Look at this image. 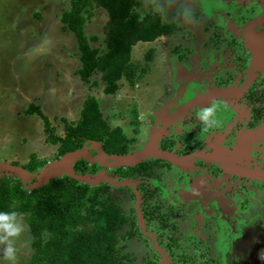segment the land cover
Wrapping results in <instances>:
<instances>
[{
    "label": "rangeland",
    "instance_id": "1",
    "mask_svg": "<svg viewBox=\"0 0 264 264\" xmlns=\"http://www.w3.org/2000/svg\"><path fill=\"white\" fill-rule=\"evenodd\" d=\"M139 1H141L140 13L151 11L149 9L151 5L153 10L160 11L163 20L169 18L170 10L179 18H183L186 10H198L202 18L196 27L192 24L190 27L193 31L206 33L204 30L206 26L202 22L208 21V18L216 20V17L220 16L221 21L224 22V13L228 11L231 3L238 0ZM68 5L69 0H0V165L11 164L21 168L29 162L30 156L52 162L55 159L53 154L56 152L57 145L46 143L48 134L44 131L45 121L38 114L26 113V111L30 107H38L39 112L48 120L50 128L54 129L53 133L62 134L63 119L67 122L76 121L82 104L88 96L94 97L102 116L111 128L118 126L125 137L134 138V141L128 144L127 154L141 151L149 143L154 116L158 113L165 114L164 116L169 114L180 103L181 96L190 101L197 94L216 87V78H219L227 69H232V59L229 60L232 50L223 42L225 37L228 38V31L235 34L239 41L245 40L240 47L244 57L246 53H251V50L254 53L251 43H248L243 36L247 24L241 23L240 19L237 21V26L234 25L228 31L223 32V29H220L219 34L224 40L221 39L223 41L218 44V48L213 49L214 51L200 41L196 44L187 42L186 39L189 38L185 35L182 40L183 43L186 41L184 47L188 46L186 52L182 54L186 58L185 62H179L176 56L170 53L172 48L181 41L180 36L171 38L162 36L151 43H137L131 49V62L134 64L144 65L145 53L153 51L151 62L147 65V73L133 87L121 81V86L115 94L106 95L103 92L104 84L99 80L98 74L91 75L85 82L76 74L80 67V53L76 38L72 33L62 31L60 21L62 11L67 9ZM106 21V12L96 8L84 26V35L89 39V45L100 52L105 47ZM92 37L96 39L91 40ZM251 37L257 40L260 52L257 68L264 71V37L259 36V33H253ZM180 51L181 49H178L177 53H181ZM261 75L257 76L262 81ZM94 80L98 81V85L92 87ZM234 81L237 85V79ZM258 91L261 92V89ZM241 102V99L215 98L201 104V108L205 109L199 108V110L204 112L207 110L210 116L201 126L194 125L191 129V133L193 132L191 139L197 136L200 139L199 146L203 150L197 153L199 158L204 160L207 158V161L211 162V157H216L220 163H224L226 170L230 169L233 174L246 177L241 179L236 176H227V179L242 183L253 194L256 187L264 184V164L251 167L254 164L251 156L252 147L257 146L255 142L261 144L258 153L261 152L264 155V119L258 127L240 128L238 133L235 132L233 135V141L229 138L230 142H227L225 135L234 124L242 120L248 121L250 118L248 110L241 111L244 106ZM208 124L212 126H207ZM177 127L178 125L171 131L163 130V132L177 134L179 132ZM215 127L221 131H214ZM228 143H233V147L225 146ZM87 147V153L93 156L92 160L86 161L89 164L94 162L95 148L89 144ZM170 153L182 157V155ZM202 159L191 157L184 163L170 164L174 175L168 174L169 177L166 175L163 180L149 182L150 186H157L160 189L159 196L167 205L182 210L183 213L187 212V218L193 221L196 218H207L211 221L214 218V214L213 216L209 214L213 213L212 208L224 206L225 201L220 198L219 193L224 184L221 183L223 178H220L223 173H220V179H215L216 176L211 175L212 166L201 162ZM43 168H38L34 172L24 169L22 181L24 185L26 187L36 185ZM120 172H122L121 168L102 167L97 173L104 175L98 177L94 183L106 185L109 190H112L113 195L115 192L119 193L115 191L116 188L126 184L133 187L137 184L130 180L118 182L112 177ZM176 174L182 177L176 179L174 178ZM52 175L56 179L63 177V174L58 172H53ZM4 177L17 179V175L9 169L0 171V179ZM92 177L90 178L93 179ZM198 179L213 181V190H210L211 187L206 181L201 180L200 183ZM230 188L233 186L227 184L226 189ZM204 189L210 191H205L202 195L197 193V190ZM190 193L192 195L188 197ZM262 196L259 198L264 199ZM124 199H128V196ZM239 202L246 207L252 205V213L243 211L246 216L252 218L240 219L242 214L238 211L239 209L232 210L231 208H235L236 205L228 200L226 209L221 208L220 219L223 222H231L230 225L225 226L228 229L230 244L228 246L226 229L220 222L219 229H213L214 232L218 231V237L214 239V252L220 259L223 250L229 249L224 259L225 264H264V260L260 259V256L264 254V200L254 201L249 194H246L245 198H239ZM243 220L248 222L241 224ZM138 221L143 237H150V247L147 250L157 251L162 258L160 264H166L169 259L156 245L155 235L144 232L139 215ZM214 221L211 224L217 227L218 221ZM31 241L26 224V231L17 242L18 264H27L31 253ZM134 243L128 242V247L133 248L136 257L140 254L141 246L138 243L133 246ZM237 253L241 255V259L237 258ZM0 264H6L2 256H0Z\"/></svg>",
    "mask_w": 264,
    "mask_h": 264
},
{
    "label": "trees",
    "instance_id": "2",
    "mask_svg": "<svg viewBox=\"0 0 264 264\" xmlns=\"http://www.w3.org/2000/svg\"><path fill=\"white\" fill-rule=\"evenodd\" d=\"M139 0H69L68 8L61 13L62 31L72 33L79 50L80 67L76 74L88 81L98 74L104 84L103 92L112 95L125 81L136 85L147 73L153 51H147L144 65L131 62V49L137 43H151L162 36H171L174 25L161 21L156 13H140ZM106 12L103 51L92 48L84 35V26L94 9ZM92 37L91 40H95ZM98 85L94 80L92 87ZM256 97L251 93V98ZM36 113L45 121L46 143L57 145L54 160L82 148L87 141L99 142L107 155L123 156L128 153L127 138L120 127L111 128L94 97L88 96L74 122L63 119L64 132L54 134L48 120L38 107L26 113ZM171 147L174 143L171 141ZM165 150V144H160ZM169 152V151H168ZM172 152V151H171ZM23 166L28 172L43 168L48 161L30 156ZM146 160L122 169L119 176L137 174L141 178L154 174L153 163ZM168 164L167 162H164ZM99 166L83 159L73 164L76 173L95 174ZM106 186V185H105ZM104 185L90 186L67 176L51 179L40 188L28 190L19 178L0 179V211L16 210L24 213L31 235V253L27 264H133L126 244L136 233L134 213L124 211L120 200ZM154 200V199H153ZM149 207L159 203L146 202ZM144 212V210H143ZM150 215V212H149ZM146 217V216H145Z\"/></svg>",
    "mask_w": 264,
    "mask_h": 264
},
{
    "label": "flooded vegetation",
    "instance_id": "3",
    "mask_svg": "<svg viewBox=\"0 0 264 264\" xmlns=\"http://www.w3.org/2000/svg\"><path fill=\"white\" fill-rule=\"evenodd\" d=\"M163 1V0H162ZM232 4V7H231ZM230 8L228 11L224 13V22L221 21L220 17H216L217 19H209L208 21H203L204 25L206 28L204 30L206 33H201V32H196L193 31V29L190 27V24H192L194 27L197 26V24L200 21V18H202L201 12L198 10H186L185 15L183 18L177 17L175 13H172L173 11L170 10V15L169 18L163 20V16H161L160 11H155L153 10L152 6H149V9L152 13H156L159 15L160 19L162 22L168 24V25H174L175 31L171 36H164L166 38H171V37H176L180 36L179 45L177 44L175 47L172 48V51L170 52L171 55H175L176 59L179 62H185L186 58L182 55L185 50L188 49V46L184 47L186 41H191V44H196V43H202L206 44L208 48L213 50L214 48H218V44L221 43V41H224L225 44L228 45V47L232 50L231 51V62L233 63V66L231 67L232 69H227L219 78H216V87L214 88H224V87H242L245 83L246 80L248 79V72L250 70V64H251V59L253 57V53L251 50V53H246V57H244L242 51L240 50V47L243 46L242 41H239L236 38V35L233 34L232 32L230 33L228 29H231V27H234V25L237 26V21L240 19L241 23H244L245 25L247 24V29L246 32L244 33V38L248 41L249 37V27L252 23L257 22L254 27L251 30V34L253 33H259V36L264 37V17L263 19L259 20L260 16L263 15L264 13V0H238L235 3H231ZM226 15H228L226 17ZM232 16V18H231ZM234 16V17H233ZM175 18V19H173ZM191 18V20L189 19ZM184 19V20H183ZM215 20V21H214ZM259 20V21H257ZM230 25V27H228ZM223 29V32L228 31V38L225 37L223 39L222 35L219 34L220 29ZM204 31V32H205ZM192 32V33H191ZM221 32V31H220ZM232 34V35H231ZM250 34V36H251ZM185 35H188L185 43L182 42L183 37ZM194 38V39H193ZM223 39V40H221ZM247 44V43H246ZM238 45V46H236ZM245 45V44H244ZM183 47V48H182ZM235 47V49H234ZM181 49V53H177V50ZM214 51V50H213ZM216 51V50H215ZM175 52V54H174ZM190 53V52H189ZM192 53V52H191ZM225 54V53H222ZM264 75V71L259 70L258 68L252 70V78L249 81V84L246 86L245 90L237 95H228L224 97V99H241V103L243 110L241 111H246L248 110L250 113V118L247 121H238L234 124V126L231 128V130L226 133L225 138L227 139V142L229 141V138L231 141H233V135L238 133L240 128L246 127V128H252V127H258V125L262 124V119H264V84H263V75L262 76V81L258 79L259 76L257 75ZM206 75V74H205ZM237 79V85H235L234 80ZM256 83H258V87L256 86ZM213 89V88H211ZM261 89V92L258 90ZM210 90V89H209ZM202 92L201 94H205L207 91ZM251 93L258 97V99L254 98L253 96L251 98ZM197 94L195 97H197ZM184 96V94H183ZM192 97L190 100H192ZM182 100V101H180ZM179 104L175 106V108L180 107L181 105L187 103V99H183L182 96L179 99ZM216 102V101H215ZM174 108V110H175ZM205 109L201 108V105L195 106L192 109L188 111V113L183 116L180 120L176 121L173 125L163 127L160 125H155L156 121L158 118L163 117L164 115L158 113L157 116L153 117L152 120V126L159 130L161 132L158 144L160 148V144L164 143L165 144V150H168L169 152H173L182 156H191L193 154H199L203 149H201V144L200 139L198 136L194 139H191V129L194 127L196 124L197 127L201 126V124L210 116V113L206 110L201 111L199 110ZM173 110V111H174ZM173 111H171L169 114H171ZM197 111V112H196ZM198 112H202V114H198ZM166 114V115H169ZM178 125V133L171 135V133H166L163 132V130H170ZM181 128V132H180ZM214 131H221L219 130L218 127H215ZM221 129V128H220ZM195 131V130H194ZM168 134V135H167ZM181 134V135H178ZM185 134V135H184ZM167 135V136H166ZM173 142L174 145L171 147V143ZM197 142V144H195ZM257 146L253 145V149L251 151V156L253 158L254 164H252L251 167H258L259 164H264V156L261 152L258 153L259 148L261 147V144L258 142H255ZM225 146L232 148L233 143H228ZM245 147V145H243ZM196 159H202L199 158V156L195 157ZM150 160V159H149ZM154 160H159V159H151V162ZM212 160V159H210ZM162 161V160H161ZM201 161V160H198ZM166 161L162 162H155L153 165L154 168V174L150 177H143L141 178L137 174L132 175V176H127V177H122L118 175L112 176L115 178L118 182H123L125 180H130L131 182H136L137 184L135 186H131L130 184H126L125 186L121 188H116L115 191H119V193L115 192V199L120 200L123 206V209L125 212L133 211L134 213V218H135V225H136V233L134 236L130 239L128 242H135V244H140L141 250L140 254L135 257V253L132 247H128V242L126 246V252L131 254V258L133 259V264H160L162 258L161 254H159L155 250L148 251L147 249L150 247V237H143V231L140 229L139 224H138V215L141 217V220L143 222V230L147 234H154L155 235V243L156 245L165 253L166 257L169 259L166 264H225L224 259L226 257V253L229 250L228 248H225L222 252V255L220 259L218 258V255L214 252V239L218 237V231L214 232V228L219 229L218 227L220 226V222L222 226L226 229V236H227V243L229 246V240H228V229L225 227L226 225H230L231 222H223L220 219V214L222 212V207L226 209L225 205L226 202L229 200L230 202L233 201V204L236 205L234 208L232 205L231 208L233 209H239L238 211L242 214V218L240 219H250L252 217L246 216L243 211L248 213H252V205L246 207L245 205L241 204L239 202V198L241 197L245 198L246 194H249L250 197L254 201H263L264 199H260L259 196L263 195L262 197L264 198V184L262 183L260 186L256 187L253 192H249L247 188L244 187V185L241 183H235L234 181H229L227 179V176H236L241 179H246L244 176H238L237 174H233L232 170H226L224 168V163H220V161H214L212 160L207 161L202 159L201 162H204L207 165L212 166V171L211 175H215V179H220L221 183H224L221 187V192L220 193V198L223 199L224 201V206H214L212 208L213 213L211 216L214 214V220L216 222L218 221L217 227H213L211 223H214L215 221L212 219L211 221L207 218H196L195 221L191 220L189 217L187 218V212L183 213L182 210H178L171 205H167L166 202L161 199L159 196V191L160 189L157 186H150L149 182L150 181H160L163 180L166 175L169 177L174 175L173 172H171L172 167L170 163L166 164L164 163ZM241 164V163H240ZM198 165V164H197ZM203 166V165H202ZM199 166V167H202ZM244 166V165H242ZM226 167V166H225ZM101 166H99V170H101ZM205 168V166H204ZM220 173L222 176L220 177ZM169 174V175H168ZM178 174L174 178L179 179ZM220 177V178H219ZM202 181H206V183L209 184V189L212 191L213 190V181L207 180V179H198L197 181L201 183ZM194 187H195V181ZM230 184L233 186V188L226 189V185ZM105 186V185H104ZM107 187V186H105ZM111 189V188H110ZM209 189L199 191L197 190V193L201 195L204 194L205 191H210ZM137 195H139V198H137ZM192 194L190 193L189 196ZM128 199H124V197ZM154 199V200H153ZM234 200L236 202H234ZM157 202L161 206L156 208V207H149L150 205H147L146 202ZM246 201V200H245ZM137 204L136 206L134 204ZM210 207V206H209ZM252 208V209H251ZM144 210V212H143ZM138 211V213H137ZM150 212V215H149ZM244 214V215H243ZM146 216V217H145ZM222 218V217H221ZM230 219V218H229ZM239 219V220H240ZM248 222V221H246ZM245 220L241 222V224L246 223ZM240 224V223H239ZM229 227V226H228ZM216 242V241H215ZM238 259H241L240 254H236Z\"/></svg>",
    "mask_w": 264,
    "mask_h": 264
},
{
    "label": "water",
    "instance_id": "4",
    "mask_svg": "<svg viewBox=\"0 0 264 264\" xmlns=\"http://www.w3.org/2000/svg\"><path fill=\"white\" fill-rule=\"evenodd\" d=\"M263 15L260 16L259 20L263 19ZM257 20V21H259ZM257 22H254L250 25L249 27V37L251 34V30L254 27V25ZM249 40V43H251L253 47V57L251 59V66L250 70L248 72V79L246 80V83L242 87H224V88H213L207 91L205 94L198 95L197 97L193 98L192 100L188 101L187 103L181 105L180 107L176 108L171 114L163 116L158 118L156 121L155 125H160L163 127L171 126L173 125L176 121L180 120L183 116H185L190 109H192L195 106L201 105L205 102L212 101L215 98H224L228 95H237L242 93L246 86L249 84V81L252 78V70L256 69L258 67V58L260 57V52H259V47L257 44V40L253 39L252 37ZM160 131L154 128V126L150 130V135H149V143L146 148H144L141 151L135 152V153H130L126 154L123 156H117V155H107L101 148V144L99 142H92V141H87L83 144L82 148L72 152L68 153L61 158L57 160H53L52 162H48L44 168L42 169L40 173V177L38 180V183L36 185L26 187L24 185L23 177H24V169L21 167H18L17 165H0V171L3 169H9L10 171H13L16 175L17 178L20 179L22 185L28 189H36L44 186L47 184L51 179L56 178L54 175H52L53 172H58L60 174H63V176L70 177L72 179H75L79 182H82L84 184H88L92 187L98 186L96 185L95 180L99 177H103V173H95V174H90V173H76L73 170V164L77 162L80 159H83L84 161H90L92 160L91 155L87 153V145H92L95 150V156H94V164L107 168V169H113V168H127V167H132L135 166L139 163H142L146 160L149 159H159L162 161H166L172 165L178 164V163H184L186 160H189L191 157H196L199 156L197 154H193L191 156H174V154H171L168 151H163L159 148V138H160ZM212 160L214 161H219L216 157H211ZM92 164V163H89ZM93 176L91 179L90 177Z\"/></svg>",
    "mask_w": 264,
    "mask_h": 264
},
{
    "label": "clouds",
    "instance_id": "5",
    "mask_svg": "<svg viewBox=\"0 0 264 264\" xmlns=\"http://www.w3.org/2000/svg\"><path fill=\"white\" fill-rule=\"evenodd\" d=\"M25 231L24 213L16 210L0 211V256L6 264H18L17 242ZM260 259L264 260V254L260 256Z\"/></svg>",
    "mask_w": 264,
    "mask_h": 264
}]
</instances>
